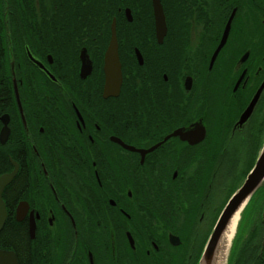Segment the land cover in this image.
Returning <instances> with one entry per match:
<instances>
[{
  "label": "flooded vegetation",
  "instance_id": "obj_1",
  "mask_svg": "<svg viewBox=\"0 0 264 264\" xmlns=\"http://www.w3.org/2000/svg\"><path fill=\"white\" fill-rule=\"evenodd\" d=\"M91 3L0 0V175L15 169L0 264H199L264 144L244 173L264 116L263 84L239 122L264 81V0H167L178 21L161 40L117 8L121 85L106 97L111 21L95 24ZM260 209L237 224L226 264H264Z\"/></svg>",
  "mask_w": 264,
  "mask_h": 264
},
{
  "label": "water",
  "instance_id": "obj_2",
  "mask_svg": "<svg viewBox=\"0 0 264 264\" xmlns=\"http://www.w3.org/2000/svg\"><path fill=\"white\" fill-rule=\"evenodd\" d=\"M152 5V15L153 21L155 25V32L156 37L161 40L166 31V24H165V16L162 9V5L160 0H151ZM125 15L127 20H131L130 11L129 9H125ZM227 31V27L224 31L223 38L220 44L217 46L216 50L214 51L211 62L213 61L217 51L221 47L224 42L225 33ZM110 41L108 46L104 52L103 56V91L102 94L104 97L109 95H117L120 85H121V70H120V62L117 53V42L115 36V20L114 18L111 20L110 24ZM139 57V56H138ZM83 60V56L81 57ZM82 68L80 77L85 78V76L89 73L90 67L88 65H84V60L82 61ZM263 83L255 92L254 96L242 112L239 118V122L244 121L249 114L251 113L256 100L258 98L259 92L263 87ZM7 135V131L4 128L0 134V142L2 143ZM15 174V169L9 173H4L0 175V230L4 224L6 211L4 207V203L1 198L2 190L8 184V182L12 179ZM264 180V144L261 148V151L252 167V169L247 174L245 180L241 184V186L229 197L227 200L217 222L215 223L211 234L208 237L207 243L205 248L201 254L199 264H213L214 261V254L216 251L217 243L226 228L228 221L235 213V211L241 206L246 204L249 197L253 194V192L258 188V186ZM226 210L230 212V214H226ZM34 235V224L31 223L30 225V236L33 238ZM1 255V254H0ZM9 264H15V259H11Z\"/></svg>",
  "mask_w": 264,
  "mask_h": 264
},
{
  "label": "trees",
  "instance_id": "obj_3",
  "mask_svg": "<svg viewBox=\"0 0 264 264\" xmlns=\"http://www.w3.org/2000/svg\"><path fill=\"white\" fill-rule=\"evenodd\" d=\"M163 6V12L165 16V22L167 24L168 29L170 28V24L173 21H178V19H174L171 13L168 10L167 0H161ZM79 6L87 9V3L82 6V4L78 3ZM128 7L132 16V23H152L153 15L151 9L150 0H93V3L90 4V9L93 16V22L95 24L102 23L108 27L109 22L111 21V17H115V22L118 26L119 22L126 21L120 12L117 11L119 7ZM88 11V10H87ZM92 21V20H91ZM1 80H6V77L0 78ZM95 86L100 88L102 82V76L99 73L98 77H94ZM262 121L256 122L253 126V135L250 141L251 151L249 154V167L253 164L257 153L262 145L264 140V116L261 117ZM4 149L0 146V173L7 169L8 160L5 155H3ZM257 198L256 205H260V208L264 207V180L261 185L255 190L252 195V198Z\"/></svg>",
  "mask_w": 264,
  "mask_h": 264
},
{
  "label": "bare ground",
  "instance_id": "obj_4",
  "mask_svg": "<svg viewBox=\"0 0 264 264\" xmlns=\"http://www.w3.org/2000/svg\"><path fill=\"white\" fill-rule=\"evenodd\" d=\"M241 209H242V204L235 211V213L232 215V217L228 221V224L226 228L224 229L217 243L213 264H226L229 247H230L231 240L233 238L236 226L238 224Z\"/></svg>",
  "mask_w": 264,
  "mask_h": 264
},
{
  "label": "rangeland",
  "instance_id": "obj_5",
  "mask_svg": "<svg viewBox=\"0 0 264 264\" xmlns=\"http://www.w3.org/2000/svg\"><path fill=\"white\" fill-rule=\"evenodd\" d=\"M244 170H243V172L244 173H246L248 170H249V165H247L246 167H245V165H244ZM244 173H242L241 175H240V178H239V185H240V183L242 182V180H243V178H244V176L245 175H243ZM228 191L229 190H227V188H226V190L224 189V191H223V199H225V197L227 196V194H228ZM256 201H257V198L255 197V198H252V197H250V199L246 202V204L243 206V208H242V210H241V212H240V220H239V222H238V226H237V229H240L241 228V226H244L245 228V230L247 229V227H246V224H245V222H247V218H246V216L248 217L249 215H251L252 216V214H255V213H257L258 214V212L260 213L261 212V209H260V205H257V207H255V205H256ZM258 209V210H257ZM256 210V211H255ZM256 215V214H255ZM252 219L254 220V215L252 216ZM246 220V221H245ZM249 222V221H248ZM246 232V231H245Z\"/></svg>",
  "mask_w": 264,
  "mask_h": 264
},
{
  "label": "snow or ice",
  "instance_id": "obj_6",
  "mask_svg": "<svg viewBox=\"0 0 264 264\" xmlns=\"http://www.w3.org/2000/svg\"><path fill=\"white\" fill-rule=\"evenodd\" d=\"M226 214H230V212H228V211L226 210Z\"/></svg>",
  "mask_w": 264,
  "mask_h": 264
}]
</instances>
